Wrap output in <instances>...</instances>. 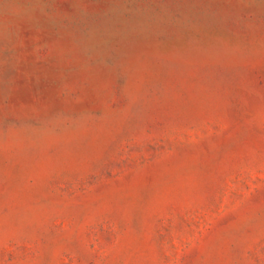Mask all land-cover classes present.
I'll return each instance as SVG.
<instances>
[{
  "label": "rangeland",
  "instance_id": "1",
  "mask_svg": "<svg viewBox=\"0 0 264 264\" xmlns=\"http://www.w3.org/2000/svg\"><path fill=\"white\" fill-rule=\"evenodd\" d=\"M0 264H264V0H0Z\"/></svg>",
  "mask_w": 264,
  "mask_h": 264
}]
</instances>
